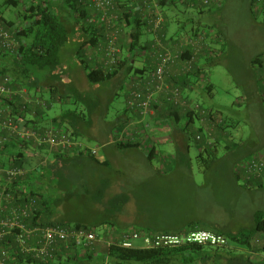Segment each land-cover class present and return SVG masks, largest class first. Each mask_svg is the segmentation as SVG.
I'll return each instance as SVG.
<instances>
[{"label":"trees","instance_id":"16d2710c","mask_svg":"<svg viewBox=\"0 0 264 264\" xmlns=\"http://www.w3.org/2000/svg\"><path fill=\"white\" fill-rule=\"evenodd\" d=\"M173 1L159 2V11L163 22L161 29L154 32L150 22L143 13L142 0H116V9L112 12L118 16L117 22L122 25L120 26V31L117 32L118 28L116 30L108 28L104 23L99 22L103 13L94 7L90 0H3V3L0 4V23L5 28L11 29L19 42L18 51L14 55L2 53L0 50V55L10 57L7 63H3V71L6 73L10 72L16 89L27 87L29 92L35 90L38 93L45 76L61 83L59 88L53 86L48 88L51 99L50 101L46 100L47 108L53 106L56 102L65 106L71 105L75 108L62 109L58 117L53 119V125L70 133L78 141L91 147L88 144L90 135H87V133L93 126L92 118L96 117L102 102L100 103L98 98L92 99L88 93L80 92L75 88H71V86L66 87L61 81L64 78V73L60 70L63 64V49L70 42H73L75 38L79 37L78 48L75 50L76 60L86 73L89 84L102 87L105 91V87L108 85L122 87L124 81H129L127 78L130 77L131 84L135 76L141 79H148L140 76L145 70L139 67V63L141 61L148 62L149 60L152 67L147 69L149 74H151L156 65V61L152 57L154 45L161 41L164 47H167L171 46L170 43L173 42V46L179 48V50L177 51L175 47L173 51L171 49L176 59L170 68L168 82L176 84L185 92L188 86L191 85L190 82H200L202 80L203 72L206 71L205 66L213 62L214 59L207 57L206 53L202 52L193 62L194 51L191 48L190 51L181 52L180 45L183 37H177L178 33H175L173 37L168 35L171 22L167 18V7ZM190 1L196 6L197 10H206L213 14L219 11L222 5V0H220V7H216V9L213 2L205 4L204 0ZM252 4L257 7L255 0H252ZM9 9L16 11V21H14L15 18L8 19L5 17L6 11ZM63 9L66 13L64 16L60 13ZM91 19H97L98 23H90ZM202 28L204 29L202 30ZM112 33L116 34V45L121 50V55L113 70L106 66L107 60L103 55L109 45L108 36ZM189 36L192 38L205 36L206 42H208L206 43L208 45L206 52L208 50L213 52L214 45L219 43L221 45L219 51L225 53L226 37L221 30L216 29L210 23L203 24L198 22L196 27L193 26L190 29ZM142 55L147 57L144 58ZM261 56H256L251 61V65L260 64L259 59ZM204 60L206 64L203 63ZM7 65L10 66V69L6 68ZM189 65L192 68L191 72H184V67ZM125 78L127 80H124ZM204 83L203 90H208L209 93H212L211 88H213V85H211L210 79ZM131 84L129 83V85ZM128 98L129 92H127V100ZM15 101L11 104L12 115L16 118L25 119V124H36L35 120H28L27 116L31 115V111L23 110L25 104L22 103L21 97ZM109 102L111 100L106 104V108L107 106L109 107ZM198 104L201 105L202 109H206V106L201 103ZM32 109L35 111V107H32ZM132 111L135 110L132 109ZM212 116L213 114L210 113L211 121H213ZM162 117L177 121L189 119L191 123L199 121L201 116L200 112L196 110L188 109L182 111L181 109L168 107L164 110ZM222 124L220 123L219 125L223 127L224 125ZM216 145L215 141L212 146H208L206 143L203 146L209 156L208 161L205 159L201 160L206 168H209V165L214 162L217 154ZM24 146L23 142L16 139L12 140L11 144L2 145L0 147V168L11 164L27 167L28 160L21 152V148ZM132 146L136 147L137 145ZM71 155H75V157H71ZM81 155L89 156L94 162L98 161V156H94L90 151L78 153L76 149L67 150L61 156H51V161L46 168H43L40 173L38 172L40 174L38 177H34L36 174L30 173L27 183L22 186L13 185L8 187L9 192L15 197V200L10 204L13 209L20 212L25 208L28 200L34 202L33 208L30 207L29 216H21L20 221H18V227L21 226L24 230L39 229V233H36L29 242L28 245L30 247L40 239L41 230L49 226H72L78 229L91 230L79 223L71 225L68 222H64L65 220L55 221L53 217L56 215V209L62 201L54 198V201L50 202L53 198L51 188L55 186L50 184L54 183L55 178L64 173L65 169L71 168V165H76L80 161ZM153 157L154 153L151 152L149 158ZM199 158H202V156L200 155ZM188 161L189 163L191 162L190 157ZM41 179L46 181L43 189H40ZM3 183L4 175L0 173V192L4 188L5 184L3 185ZM254 186L263 188L264 184L256 182L253 184ZM245 188H248L247 185H245ZM122 201L127 203V196L121 195L115 198L111 203V207H114V202L122 203ZM1 215V218L4 219L9 213L2 208ZM254 221L255 226L250 231L231 234L218 230L212 231L224 235L229 240V245L225 248L198 244H185L176 248H153L149 246L125 248L121 246L120 235L122 232L140 230L137 227H128L123 230H116L120 233L116 232L115 238H111L110 244L105 245V251L101 256L94 253H87L83 257L79 256L78 253L72 255L67 251L70 248L66 249V245L70 244L59 242L55 247L54 259L45 262L36 258L34 254L24 253L18 243V235L19 233L21 234L22 230L13 228L6 232L3 237H0V250H5L9 253V259L4 256V264H264V261L258 257L264 253V214L256 213ZM162 232L164 234H179L182 231L163 230ZM150 233L158 235L157 233ZM259 236L263 237V239L258 238ZM100 238L105 239L104 237ZM257 240L260 241V244L256 243ZM73 247L75 250L79 249L75 246Z\"/></svg>","mask_w":264,"mask_h":264},{"label":"crops","instance_id":"0c3cea01","mask_svg":"<svg viewBox=\"0 0 264 264\" xmlns=\"http://www.w3.org/2000/svg\"><path fill=\"white\" fill-rule=\"evenodd\" d=\"M223 7L224 0H222V5L220 7L221 9L213 14L207 12L206 10H197L196 6L190 0H174L167 7V18L171 22L168 35L173 37L175 33H178L177 37L189 36L190 30L188 28L186 29L185 23L183 24L182 19L188 18V21H191L192 23H195V21L194 18L184 15L183 11H185L186 14L190 12L195 13L198 15L197 17L194 16L196 21L199 17L201 20L198 22H202L204 24L210 23L215 26L216 29L223 32L222 28L220 27V14ZM60 13L63 16L66 14L64 9L61 10ZM8 15H11L9 10H7L5 17L12 19V17H8ZM77 39L74 44L75 47L71 48L69 52L71 63L66 69H75L76 65H79L81 68L80 76L82 80L86 81V83H89L86 73L79 62H77L75 57V50H77L80 41L79 37ZM217 47L218 49L214 50L223 56L225 53H221L219 51L220 49L218 45ZM219 59L220 57L217 56V58L214 59L213 64L218 62ZM253 59H251V61ZM8 60H10V57H3L2 54L0 55V82L2 81L1 76L8 75L12 78L8 70L7 73L3 71L4 66L2 65L3 63H7ZM150 63L151 62L149 60L148 62L141 61L139 63V67L145 70L140 76L147 78V75L149 74L147 68L151 69L152 67ZM252 67L253 69L255 68V70L252 71L255 94L261 98L259 100L261 101L262 105H264L263 73L259 64H256ZM6 68L10 69V66L7 65ZM127 79L130 81L131 77ZM127 79L125 78L124 80ZM129 83L131 84V81ZM60 84L61 83H58L57 81L45 76L41 82L42 87L40 91L38 93L35 90L30 91V97L33 100L39 99L45 101L43 94H49L48 88H50V86L59 88L61 87ZM190 84L191 85H189L185 90L186 96L191 101L198 102L203 106H206L203 104L205 100L204 95L208 94L209 97L212 96L214 87L211 88L212 93H209L208 90H203V84H205L203 80L200 82L192 81ZM131 86L132 84L130 85V88ZM105 88L106 91L110 93L111 97L112 95L118 96L117 90L119 87L108 85ZM21 101L24 103L22 98ZM52 107L54 108L55 106H49L43 110L36 107V112L32 114L34 109H31V115H28L27 117L30 120H35L38 122L39 127L43 128L54 126L52 121L54 118L58 117V115H50V110L53 109ZM165 108L167 109V107L160 105L154 108V114L144 117L139 112L132 111V109L128 108L127 106V110L124 112L126 114V120H124L123 124H121L117 129H113L114 127L112 128L110 126L111 128L109 127V129L104 132L106 139L99 143L98 147H93L99 148V154L97 158L98 161L94 162L89 156L81 155V159L78 163H76V165H71V168L65 169L63 171L64 173L57 176L54 183L50 184L51 186L55 185L51 188L53 198L50 200V202L52 203L54 198L61 199L62 201L60 206L56 209V215L53 217V219L55 221L65 220L64 222H68L71 225L75 223L82 224L92 231H95L99 236V239L91 248L75 250L71 244L66 245V249L70 248V250L67 251L72 255L78 253L79 256L83 257L87 253H94L98 256H101L105 251V245L109 244L112 237L115 238L116 232L118 234L120 233L116 230H123L128 227H137L145 232L157 234H164L162 232L163 230H179L185 232L192 229L208 231L218 230L227 232V234L234 233L230 229H226L227 226L223 225L222 223L209 224L204 220V218L197 215L199 211L205 212L207 209L211 208L214 203L213 200L209 204L208 208L206 206L205 199L201 200L200 198L203 194H205V192L211 196V193L215 190L214 186L216 185V181L220 182L212 178L214 173L208 174L209 171L213 172L215 169L214 165L218 159L216 156L214 158V162L209 165V168L206 169L208 171L204 172L205 179L203 183H201L202 186L197 182V177L192 172V159H190V163L188 161L191 152L190 140H193L195 147L198 149L199 156L201 155L203 159L199 158V156L198 158L200 160H209V156L203 147L205 146V143L207 144L206 131L208 123L202 124L200 121L190 123L189 119H181L180 121H177L175 119L163 118L162 114H164V110H166ZM206 108L211 110V113L213 114V138L217 143V153L222 150L223 157L227 156V159L231 158V161L226 168L225 178L221 180V183L227 184L230 187L229 188L225 186L226 189L230 190L235 188L239 193H250V191H253L254 188L257 187L247 186L249 188L248 189L240 186L239 181H241V177L237 173V166L242 160H245L247 156L252 154L250 152L253 149L264 147V135L261 139L258 138L256 141L254 140L252 142L253 145L250 146L245 147L246 143L242 138L239 140V143H237V138V140L233 138L232 140H236L237 142L230 144V138L232 135L229 129L236 127V124L233 121L226 120L217 109L207 106ZM107 116L108 115H104L103 117L99 118L106 120ZM96 119L98 118H92L93 126L87 133V135H90V137L94 138L95 136L92 134H94L93 131ZM220 123H223L222 125L224 126H220ZM196 124L199 126L195 128L192 137H190L188 134L189 127L195 126ZM198 135L202 136L200 141L196 139ZM88 144L91 145L89 142ZM132 145L137 146L133 147ZM12 151L13 150H11V152ZM128 151H135L139 155H142L147 160L150 167H152L151 164L154 160H158L159 162V168H153L154 182L150 184V190H148L146 194L144 193L142 197H138V195L134 194V192L130 191V189H126V191H124L123 185L119 186L116 183L113 184L110 182V174H108V171L111 170L112 172H115V167H117L116 158L122 155L123 152L125 153ZM151 152L154 153V157L150 159L149 156ZM12 153H14V151ZM41 153L49 154L45 152ZM49 155L55 156L52 153ZM71 157H75V155H71ZM39 161H41L40 158H28V164L26 166L28 168H37L39 167ZM47 165L40 166L39 170L37 172L35 171L36 173L31 174H36L34 177H38L40 175L39 173L43 168H46ZM29 177H27V179L21 183V186L28 182ZM41 181L42 183L39 185L40 189H43L45 188L44 185L46 181L44 179H41ZM180 187H182L184 190L180 191L179 194L182 193V198L186 200V203L183 206L182 204H179V200L177 199L179 198L178 188ZM204 187L208 188L204 189ZM199 189H201L200 196L197 195ZM121 195L127 196V203H124L123 201L122 203L114 202V207L112 208V201ZM76 198L81 199V202H83L85 206L88 207L89 212L97 214V218L90 219L89 216L80 219L67 218L65 214L62 213V204L64 201L70 202ZM100 237H104L105 239ZM8 254L9 253L5 250H0V263L4 264V256L8 258ZM258 257L260 259L262 258L261 255Z\"/></svg>","mask_w":264,"mask_h":264},{"label":"built area","instance_id":"2783aa9c","mask_svg":"<svg viewBox=\"0 0 264 264\" xmlns=\"http://www.w3.org/2000/svg\"><path fill=\"white\" fill-rule=\"evenodd\" d=\"M169 0H142L144 6L143 13L145 18L150 22L154 32L161 29L163 18L159 11V2ZM90 2L103 13L99 22L104 23L108 28L117 29L120 31V22H117L118 16L112 11L116 9V0H90ZM214 8L220 7V0H204L205 4L212 3ZM255 4L259 10L264 12V0H255ZM98 23L97 19H91L90 23ZM115 33V32H114ZM112 33L108 36L109 45L103 53L106 58V66L111 70L117 65V61L121 55L120 48L117 47L116 34ZM180 45L181 52L194 51L192 61L194 62L199 54L206 53L207 57H217L216 50L213 52L207 51L208 45L206 37H190L182 38ZM171 46L164 47L163 43L158 42L153 48L152 57L156 61L155 69L148 75V79H141L136 77L132 81V86L129 90V98L127 106L139 112L142 116L152 115L155 113L154 108L162 105L164 107H173L181 109L182 111L196 110L200 112V123L207 124V139L208 146L215 143L213 138V126L210 120V110L202 109L201 105L191 100L186 96L185 92L179 86L172 82H168L169 71L175 62L176 56L173 54V42ZM19 48V42L12 32V30L5 28L0 23V50L2 53L14 55ZM178 51L179 48L175 47ZM214 48V47H213ZM172 49V51H171ZM143 56V55H142ZM146 58L147 56H143ZM260 69L264 78V55L259 59ZM191 62V60H190ZM192 63V62H191ZM191 66L184 67V72H191ZM202 80L207 82L209 76L207 72H203ZM0 82V147L2 145L11 144L12 140L16 139L23 142L25 146L21 148V152L28 160V158H40L39 167L46 166L51 160L50 153L55 156H61L67 150L76 149L79 152L90 151L94 156H98L99 148L88 147L83 142L78 141L70 133L58 128L57 126L39 127V123L25 124L26 120L16 118L12 114V103L21 97L24 100V111H31L32 107H40L41 110L46 109V102L43 100H33L30 97L29 89L22 87L16 89L13 85V80L10 76H1ZM36 111H32V114ZM30 120V119H28ZM198 141L202 139L201 135L196 137ZM41 152L49 153L42 154ZM245 160H242L237 166V173L243 179L244 184L252 187L254 183L264 184V147L254 151ZM18 153V152H17ZM23 160V159H22ZM14 161V159H13ZM37 168L19 167L10 165L0 168V173L4 175V188L0 192V237H3L6 232L13 228H20L21 234L18 235V243L22 247L24 253H31L41 261H50L54 259L55 247L59 242L72 244L73 246L82 248H91L98 240V234L87 229H78L76 227L63 226H49L41 230L40 239L33 245L29 246V242L39 229L24 230L19 226L20 217H28L31 208L34 206L32 200L26 202V206L22 211L13 209L10 204L15 200L12 193L9 192L8 187L13 185H21L30 173L39 170ZM2 208L9 213V215L2 219ZM121 246L125 248H133L135 242L141 238L149 240V247L153 248H176L185 244H198L203 246H210L215 248H225L229 245V240L222 234L208 231V230H192L181 232L179 234H158L152 235L150 232L143 230H128L122 232L120 235ZM260 243L259 240H257ZM110 244V243H109ZM2 264V263H0Z\"/></svg>","mask_w":264,"mask_h":264},{"label":"rangeland","instance_id":"374dc122","mask_svg":"<svg viewBox=\"0 0 264 264\" xmlns=\"http://www.w3.org/2000/svg\"><path fill=\"white\" fill-rule=\"evenodd\" d=\"M2 3L3 0H0V4ZM9 11L11 15H8V17L15 18L14 21H16V11L14 9H9ZM183 12L184 15L194 18L196 23L188 21V18L182 19L186 29L188 28L190 30L193 26L196 27L197 22L201 20L198 17L196 21L195 17L198 15L192 12L187 14L185 11ZM220 27L226 37L225 54L222 56L218 52L217 55L220 57L218 62L215 64L211 62L209 65L205 66L214 87V92L210 97L208 94L204 95L205 100L203 99V104L207 107L217 109L226 120L233 121L236 127L229 129L232 135L230 144L237 142V139V143H239V140L242 138L246 143V147L253 145L252 142L254 140L256 141L258 138L261 139L264 135V105H262L259 100L261 98L255 94L252 79V71H254L255 68L253 69L251 66V59L259 55H264V12L253 6L252 0H224V7L220 14ZM203 29L204 28H202V30ZM74 37L78 36L75 35ZM75 42L76 38L63 49V64L60 70L64 73V78H62L61 81L66 87L71 86V88H75L80 92L88 93L92 99L98 98L100 103L102 102V106L96 115L98 119H96L97 123L95 122L94 125V134H92L95 138L90 137L89 141L92 147H98V144L106 139L104 132H106L110 126L117 129L123 124L124 120H126V114L124 113L127 110L126 93L130 85L129 81H124L123 86L117 90L118 96L112 95L111 97L108 91H104V88L93 86L83 81L80 76L81 68L79 65H76L75 69H66L71 63L69 52L71 48L75 47ZM218 46L221 47L220 44H218ZM214 49H218L217 45H214ZM215 58L217 57L213 59ZM203 63H205V60ZM43 97L45 101H50L51 99L50 94L47 93H44ZM110 100L109 107L107 106L106 108V104ZM54 106L55 107H52L53 109L50 110V115H59L62 109L75 108L71 105H61L59 102H56ZM104 115H108L106 120L99 118ZM198 126L199 125L196 124L195 126L189 127L188 134L190 137H192L195 128ZM233 138L237 139L233 141ZM190 144V159H192L191 169L197 177V182L202 186L201 183H203L205 179L204 172L208 170H206L207 168L198 158V149L195 147L193 140H190ZM259 149L260 147L255 148L250 153H255L254 151ZM222 152L223 151L220 150L219 153L216 154V158L218 159L214 165L215 169L213 172H208V174L214 173L212 178L220 182L216 181V185L214 186L215 190L211 193V196L205 192L200 198L201 200L205 199L208 208L212 200L214 203L210 209H207L205 212L199 211L197 215L204 218L209 224L222 223L227 226L226 229H230L234 233L250 231L255 226L254 216L256 213L264 214V187L254 188L250 193H244L242 191V193H239L235 188L230 190L226 189V187L229 186L227 184H222L221 180L225 178L226 168L231 158L227 159V156L223 157ZM116 163V171H108L111 183H116L119 186L123 185L124 191L130 189V191H133L138 197H142L144 193L146 194V192L150 190V184L154 182L153 168H159L158 160H154L151 164L152 167H150L149 163L142 155H139L135 151H128L125 153L123 152L122 155L117 157ZM241 181H239L240 186L245 188L243 179H241ZM206 188L208 187H204V189ZM183 190L182 187L178 188V194ZM200 190L201 189L198 190V196L201 195ZM175 197L177 198L176 195ZM177 199L182 206L186 203V200L182 198V193L179 194V198ZM62 205V213L65 214L67 218L80 219L86 216H89L90 219L97 218V214L89 212L88 207L81 202L80 198H76L70 202L64 201ZM225 233L227 234V232ZM258 238L263 239L261 236ZM256 243L260 244L257 241ZM135 246H149V240L141 238L135 242ZM261 257V260L264 261V253L261 254Z\"/></svg>","mask_w":264,"mask_h":264}]
</instances>
